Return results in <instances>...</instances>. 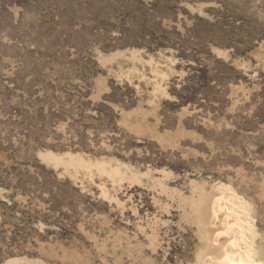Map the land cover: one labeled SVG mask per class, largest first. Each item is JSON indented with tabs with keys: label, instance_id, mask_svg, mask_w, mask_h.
<instances>
[{
	"label": "rangeland",
	"instance_id": "1",
	"mask_svg": "<svg viewBox=\"0 0 264 264\" xmlns=\"http://www.w3.org/2000/svg\"><path fill=\"white\" fill-rule=\"evenodd\" d=\"M223 252L264 264V0H0V264Z\"/></svg>",
	"mask_w": 264,
	"mask_h": 264
},
{
	"label": "bare ground",
	"instance_id": "2",
	"mask_svg": "<svg viewBox=\"0 0 264 264\" xmlns=\"http://www.w3.org/2000/svg\"><path fill=\"white\" fill-rule=\"evenodd\" d=\"M218 192L225 198H230L231 203L229 204L226 200L218 197ZM210 196V195H209ZM235 209V210H233ZM199 212V211H198ZM204 214V219L208 220L212 225L207 226L208 232L212 238H222L221 244L226 245L229 240L228 236L236 235L246 227V213L242 206V203L233 196V193L227 188H217L216 193L210 196L205 202L204 207H200V220ZM199 216H197L198 218ZM219 241V240H218ZM237 253L227 251L226 253ZM238 255V253L236 254ZM239 256V255H238ZM232 257V256H229ZM229 257L225 252L221 255L211 257L207 264H226ZM241 257V256H240ZM213 260V261H212ZM230 264H246L245 261L239 258L231 260Z\"/></svg>",
	"mask_w": 264,
	"mask_h": 264
}]
</instances>
